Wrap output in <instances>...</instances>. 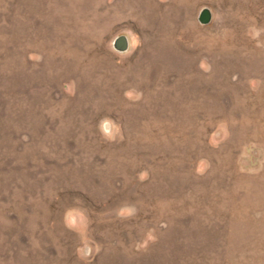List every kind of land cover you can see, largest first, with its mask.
Masks as SVG:
<instances>
[{
  "label": "rangeland",
  "instance_id": "374dc122",
  "mask_svg": "<svg viewBox=\"0 0 264 264\" xmlns=\"http://www.w3.org/2000/svg\"><path fill=\"white\" fill-rule=\"evenodd\" d=\"M0 264H264V0H0Z\"/></svg>",
  "mask_w": 264,
  "mask_h": 264
},
{
  "label": "water",
  "instance_id": "95a60500",
  "mask_svg": "<svg viewBox=\"0 0 264 264\" xmlns=\"http://www.w3.org/2000/svg\"><path fill=\"white\" fill-rule=\"evenodd\" d=\"M209 19H210V13H209V11L207 9L202 10V12L200 13V16H199V20L201 22L206 23V22L209 21ZM120 43H122V40L121 39H120Z\"/></svg>",
  "mask_w": 264,
  "mask_h": 264
},
{
  "label": "clouds",
  "instance_id": "9594fccd",
  "mask_svg": "<svg viewBox=\"0 0 264 264\" xmlns=\"http://www.w3.org/2000/svg\"><path fill=\"white\" fill-rule=\"evenodd\" d=\"M108 123V121L107 120H105V121H103L102 123H101V125H100V129H101V131L105 134V135H107L108 133H109V129L107 128V127H105V125Z\"/></svg>",
  "mask_w": 264,
  "mask_h": 264
}]
</instances>
